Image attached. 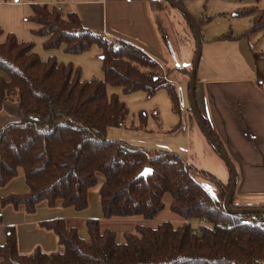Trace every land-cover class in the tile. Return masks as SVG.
Segmentation results:
<instances>
[{
  "label": "trees",
  "instance_id": "trees-1",
  "mask_svg": "<svg viewBox=\"0 0 264 264\" xmlns=\"http://www.w3.org/2000/svg\"><path fill=\"white\" fill-rule=\"evenodd\" d=\"M53 1L63 11L32 4L34 14L27 20L39 25L33 34L46 38V50L63 47L66 54L82 55L98 46L104 79L82 81L81 68L55 57L44 61L34 52L33 41L20 42L0 28V39L6 37L0 40V70L7 76L0 77V111L10 102L19 105L18 119L0 128V188L21 173L29 187L26 194L1 198L0 207L35 214L42 202L50 207L61 202L81 213L90 205L91 191L99 188L103 219H154L168 206L182 221L137 225L120 240L115 232L102 229L99 219L84 223L88 239L64 218L43 221L40 226L55 233L63 251L37 249L29 254L20 252L16 227L9 226L0 264H264V225L252 223V214L232 216L224 210L231 179L224 183L178 153L109 138L110 129L127 128L130 115L118 95H109V86L120 87L124 95L143 91L149 99L165 89L172 109L182 114L175 74L190 79L191 69L164 68L142 49L87 29L77 12L64 10L69 0ZM176 1L184 7V0ZM235 16H253L251 33L264 29V10L259 7L243 8ZM183 17L194 35L191 22ZM234 39L231 29L218 38ZM145 114L140 115L139 130L145 127ZM192 119L197 123L193 113ZM204 121L225 152L211 123ZM146 168L152 172L141 176ZM233 207L264 210V203L241 205L234 199ZM202 219L209 225L194 233L192 221Z\"/></svg>",
  "mask_w": 264,
  "mask_h": 264
},
{
  "label": "crops",
  "instance_id": "crops-1",
  "mask_svg": "<svg viewBox=\"0 0 264 264\" xmlns=\"http://www.w3.org/2000/svg\"><path fill=\"white\" fill-rule=\"evenodd\" d=\"M157 1L159 0H69L64 10L77 12L87 29L100 32L110 39L128 42L169 69L178 61L175 56L176 36L170 23L174 15L167 12L154 13L151 4ZM33 3L47 5L51 10L54 1L12 0L7 3L0 1V28L5 34H14L20 42L33 41L34 52L44 61L55 57L59 63L73 64L81 68L82 81L103 80L102 53L98 46L92 47L82 55L66 54L63 47L53 50L44 48L46 38L33 34L39 25L27 20L34 14ZM259 9L264 10L260 7ZM232 14L234 19L239 18L235 13ZM246 17L253 22V16ZM200 21L207 24L212 20ZM242 33L233 29L235 39L229 41L218 40L226 33L207 34L209 36L203 39L195 94L198 109L211 123L224 145L226 154L237 168L239 183L234 195L235 202L241 205H262L264 90L258 86V82L264 79V41H253L254 34L240 38ZM5 38L3 36L0 40L4 41ZM195 45L191 39L187 41L190 52ZM194 50L196 52V49ZM175 76L182 114L172 109L170 96L165 89L157 91L156 96L151 99L142 91L130 93L124 100L121 96L122 89L110 88L109 95H118L122 101L129 104L128 106H133L135 111L130 109L127 128L110 129L109 138L152 151L160 149L178 153L188 164L206 170L222 182L229 183L231 179L229 167L213 150L200 126L193 122L190 109V81L185 75ZM0 77L7 79L1 70ZM18 110L17 103H7L0 111V128L17 120ZM143 112L146 113L145 127L139 130L140 115ZM179 125L181 126L176 128ZM28 190L29 187L26 186L24 175L21 173L7 186L0 188V199L13 194H26ZM209 190L213 191V188ZM83 213L64 208L61 202L55 207L42 202L35 214H27L24 210L12 206L0 207V215L3 218V225H0V246L7 241L6 227L15 226L21 253L29 254L37 249L47 253L62 252L63 247L59 245L55 233L42 228L40 224L43 221L64 218L72 227L77 222L85 223L90 219ZM81 234L83 238L88 239L86 230Z\"/></svg>",
  "mask_w": 264,
  "mask_h": 264
},
{
  "label": "rangeland",
  "instance_id": "rangeland-1",
  "mask_svg": "<svg viewBox=\"0 0 264 264\" xmlns=\"http://www.w3.org/2000/svg\"><path fill=\"white\" fill-rule=\"evenodd\" d=\"M184 6L189 10V12L194 16L198 22L200 19H211L212 21L210 23H203L200 24L201 28V35L203 36V39L208 37L210 35L214 34H225L229 31V29H233L243 32L242 36L240 38H244L245 36H248L249 34H254L253 41L255 42H262L264 41V29L259 30L257 33H251L253 22L251 19H249L246 16H243V18H233L232 13L240 12L243 10V8H252L259 6L261 9H264V0L259 2L258 4L253 1H243L238 2L234 0H185ZM153 11L155 12H167V13H173L174 17L171 18V27L174 30L175 36H176V52L177 55V62L174 66H180L182 68H188L189 70L193 68L192 60L195 54L196 45L195 48H192V52L188 50L187 47V41L191 39L194 43H196V38L192 34L190 27L188 25V22L184 20L182 14L178 12L176 9L172 7H167L163 3H160L157 1L155 4H153ZM234 34V33H233ZM252 40V38H251ZM173 65V64H172ZM187 79L190 81L188 75H186ZM110 88H120V87H109L108 91H110ZM121 89V88H120ZM122 98L126 100L125 98L128 95L121 94ZM125 102V101H124ZM126 103V102H125ZM129 105V104H128ZM127 105V106H128ZM129 111H135L133 106H128ZM130 117V116H129ZM129 119V118H128ZM128 121V120H127ZM22 171L20 170V173ZM203 184L208 188L212 189L206 182H203ZM99 188H96L91 191L90 195V205L86 212L83 213L86 217L90 219H101L102 229H108L116 234L119 235V238L121 239L122 235L125 233H132L135 231V227L137 225H149L151 227H157L164 221H171L174 224L180 223L182 220L179 216L172 213L167 206L160 215H158L154 219H144L142 217H131L130 219H103V215H101V208H100V200H99ZM84 222H77L73 226L79 228L81 230V233H83V230H86L83 226ZM72 226V227H73ZM87 231V230H86Z\"/></svg>",
  "mask_w": 264,
  "mask_h": 264
},
{
  "label": "water",
  "instance_id": "water-1",
  "mask_svg": "<svg viewBox=\"0 0 264 264\" xmlns=\"http://www.w3.org/2000/svg\"><path fill=\"white\" fill-rule=\"evenodd\" d=\"M168 6H171L172 8L176 9L178 12L182 14V16H186L189 21L191 22V25L193 27V32L196 38V54L193 61V68L191 69V75H190V85H189V94H190V105L192 109V113L195 117V120L197 123H199V126L205 136L207 138V141L213 148V150L220 155L224 163L227 167H229L230 173H231V187L227 193V197L224 202V210L226 213L234 216V215H261L264 216V210L262 209H237L233 207L234 199H235V192L237 185L239 183L238 181V172L237 168L234 166L226 152H224L219 143L215 141V139L211 136L210 130L207 126V123H205L203 115L200 112V109H198L197 101H196V85H197V73L198 68L200 66V58L202 55V44H203V36L201 35V28L200 23L198 20L192 16V14L189 12V10L184 6H181L176 0H163ZM152 170L149 168H146L145 171L141 174V176H146L149 173H151Z\"/></svg>",
  "mask_w": 264,
  "mask_h": 264
},
{
  "label": "built area",
  "instance_id": "built-area-1",
  "mask_svg": "<svg viewBox=\"0 0 264 264\" xmlns=\"http://www.w3.org/2000/svg\"><path fill=\"white\" fill-rule=\"evenodd\" d=\"M52 6H53L52 8L56 7L57 10L63 11L62 10V5L59 4V3H55L54 2ZM258 86L261 87L262 90H264V79H261L258 82ZM251 222L264 225V216L258 217L257 215H253ZM191 224H192V227H193V232L197 233V234L201 232L202 228H204L205 226L209 225V223L206 220H203V219L202 220H194V221H192Z\"/></svg>",
  "mask_w": 264,
  "mask_h": 264
}]
</instances>
